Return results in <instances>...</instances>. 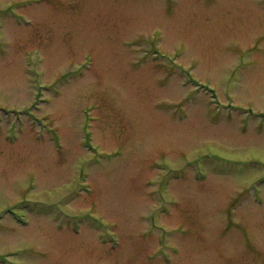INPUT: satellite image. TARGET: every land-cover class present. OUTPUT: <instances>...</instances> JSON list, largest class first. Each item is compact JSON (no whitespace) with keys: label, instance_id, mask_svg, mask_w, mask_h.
<instances>
[{"label":"rangeland","instance_id":"rangeland-1","mask_svg":"<svg viewBox=\"0 0 264 264\" xmlns=\"http://www.w3.org/2000/svg\"><path fill=\"white\" fill-rule=\"evenodd\" d=\"M0 264H264V0H0Z\"/></svg>","mask_w":264,"mask_h":264}]
</instances>
